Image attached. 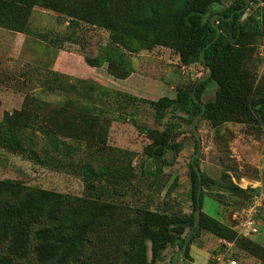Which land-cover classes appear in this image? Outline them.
<instances>
[{
  "label": "trees",
  "instance_id": "16d2710c",
  "mask_svg": "<svg viewBox=\"0 0 264 264\" xmlns=\"http://www.w3.org/2000/svg\"><path fill=\"white\" fill-rule=\"evenodd\" d=\"M66 1L68 0H0V28L28 34V18L32 8L42 7L65 12L71 23L74 18L85 22L94 21L113 35L130 39L136 44L121 43L129 52L149 50L165 43V46L177 54L183 67L200 64L204 68H210L211 76L201 81L194 91L197 79L191 85L178 88L173 99L161 97L156 101H147L154 111L156 123L168 113L186 114L191 123L204 106L200 120L208 121L213 127L243 119L254 120L264 127V89L260 90V87L256 93L253 77L243 63L246 47L255 36L264 33V7L261 9L262 20L258 26L250 15L242 19L247 11L244 8L246 0H232L227 8L215 11L212 6L220 7L221 0H177L174 5L167 7L163 4L167 0L155 2L153 5L149 0H122L119 19L105 16V7L110 0H75L73 9L63 6ZM255 2L250 0L249 4ZM77 4L81 8L75 10ZM214 15L219 17H215L211 23L210 19ZM214 26L220 31L219 37L207 46L215 38ZM115 36L112 37V43H118ZM105 51L104 47L97 61L84 57L85 64L98 68L106 63V71L110 76L118 80L128 78L131 71L127 65L123 61L119 65L115 64L116 54H105ZM201 52L202 59L199 57ZM51 74L60 79L58 84L61 90H66L67 86L72 88L67 85L66 76L56 72ZM211 81L216 84L213 100L202 104L201 97L205 86ZM97 88L102 90L101 94L107 91L100 85ZM115 94L122 96L129 104L139 102L127 94ZM84 99L66 101L51 116L52 127L45 123L32 127L31 122L34 119L26 113L24 107L36 104L35 108L41 109L45 105L34 97H30L27 103L25 97L20 110L2 113L1 149L20 155L34 165L62 169L79 175L89 196L72 197L51 190L28 187L11 180H0V264H17L16 261L25 258L30 238L34 240L33 253L37 264H81L90 239L101 235L117 219L123 218L116 204L103 199L121 196L119 187L133 178L131 169L119 167L116 155L111 153L108 154L111 167L103 163L98 171L88 163L81 164L71 160V145L68 142L81 141L88 148V155H103L107 161L108 156L105 155L108 151H114L107 145L110 122L105 117V111L97 110ZM28 127L30 131H37L46 139L56 157L46 156V151L40 155L26 146L30 144L31 137H24L22 133ZM142 130L149 141L143 149L148 160L159 162L162 166L176 161L181 147L176 143L170 125L163 131L148 128ZM196 149L197 142L194 153ZM169 152L173 153L172 162L165 160ZM194 165L197 166V158L194 159ZM188 179L191 201V211L188 214H168L138 208L125 222L127 227L122 225L121 229L111 231L116 233L113 234L114 237L121 234L119 240L122 243L118 246L121 264H161L164 252L176 248L168 262L173 264L175 254L184 247L198 206L200 214L197 227L192 231L178 262L190 260L189 246L201 232L227 243L236 241V234L231 228L234 222L231 221L229 226L202 212L203 189L216 183L204 174L198 178L191 163L188 164ZM238 180H228L222 188L231 196L250 193L247 204L259 193L258 188L248 187L243 190L234 183ZM199 185L201 191L197 197ZM246 248H257L260 255L264 253L263 249L250 243ZM208 264L211 263L208 261Z\"/></svg>",
  "mask_w": 264,
  "mask_h": 264
},
{
  "label": "rangeland",
  "instance_id": "374dc122",
  "mask_svg": "<svg viewBox=\"0 0 264 264\" xmlns=\"http://www.w3.org/2000/svg\"><path fill=\"white\" fill-rule=\"evenodd\" d=\"M159 1L164 0L148 2L153 5ZM231 1L221 0L220 7L212 6V10L225 9ZM255 1L248 5L243 20L250 15L259 26L264 2ZM74 2L75 0H68L63 6L66 9H73ZM120 2L122 0H110L105 7V16L119 19ZM174 2L177 0H167L161 4L167 7L170 4L174 5ZM78 8H81L79 4L75 10ZM28 30L29 38L20 54L13 56L10 51H1L0 119L4 111L10 113L13 110H20L25 97L26 103L30 97H34L41 104H45L41 109H36V104L24 107L26 113L34 119L31 122L33 128L43 123L52 127L51 116L70 99L82 100L85 96L84 100L90 105L97 110L105 111V117L110 122L107 145L114 149L108 151L105 156L115 154L119 167L131 169L133 178L119 187L121 196L103 199L116 204L123 218L117 219L111 228L103 231L101 235L90 239V245L85 248V257L81 264H121L118 251V246L122 243L119 240L121 234L114 237L113 234L116 233L111 231L121 229L122 225L124 228L127 227L125 222L132 217L136 209L148 208L168 214H188L191 211L188 164L194 154L196 141L192 135L190 119L183 113L176 115L168 113L164 119L156 123L154 111L147 101H156L161 97L175 98L178 88L191 85L195 79L206 74V69L200 64L183 67L178 61L177 54L165 46V43L149 50L129 52L121 43L136 44L135 42L123 36L113 35L107 28L104 29L94 21L85 22L74 18L71 23L62 11L33 7L28 18ZM113 36L117 38L118 43H112ZM36 42L41 44H35ZM42 42L47 44L43 46ZM104 47L105 54H116L115 64L119 65L120 61H123L131 73L137 72L144 77L143 82L129 81L130 85L127 82L123 83L107 73L105 63L97 68L100 76L95 79L75 78L63 74L68 78L67 85L72 88L67 86L66 90H61L58 84L60 79L54 78L51 74L56 52L64 50L97 61ZM259 53H264V33L255 36L246 47V58L243 61L246 70L253 77L256 93L260 87V90L264 89V62ZM96 85L104 87L107 90L105 94H101L102 90ZM215 90V82H209L205 86L201 103L212 101ZM115 92L135 97L139 102L129 104ZM252 99L254 100L255 96ZM168 125L172 127L174 139L181 150L174 162L173 153H167L165 160L171 161L172 164L162 166L159 162L148 160L144 155L143 149L149 141L142 129L163 131ZM194 126L201 142V151L194 158H197V167L202 169L201 174L216 183L203 189L202 212L219 222L223 218L224 223L230 226L232 214L246 204L250 193L231 196L222 187L228 180L232 182L233 179L236 181L241 177L258 182L259 185L256 187L263 199V206L257 216L259 233L249 240L236 238V241L228 243L229 246L218 244L209 256V262L217 264L211 260V256L226 252L227 259H234L237 264H264V253L260 255L257 248H246L250 243L264 250V127L251 119L222 123L213 127L208 121L200 118L195 121ZM29 128L22 133L24 137H31L30 144L26 146L40 155L46 151V156L56 157L46 139L39 132L30 131ZM246 139L251 141L248 142ZM69 144L73 162L88 163L95 171H98L103 163L111 167L109 156L107 161L103 155H88L89 150L81 141L68 142ZM236 146L241 149V153L235 150ZM0 180H11L28 187L51 190L72 197L89 196L79 175L62 169L34 165L24 157L1 148ZM213 241L215 238L202 232L193 241L189 246L193 264H208V253L201 246L205 242L206 246L211 245ZM33 245L34 240L30 238L25 258L16 261L17 264H37ZM172 252L173 250L169 249L164 256L165 264L169 262ZM178 264H187V260H181Z\"/></svg>",
  "mask_w": 264,
  "mask_h": 264
},
{
  "label": "crops",
  "instance_id": "0c3cea01",
  "mask_svg": "<svg viewBox=\"0 0 264 264\" xmlns=\"http://www.w3.org/2000/svg\"><path fill=\"white\" fill-rule=\"evenodd\" d=\"M28 38H29L28 34L26 35V34H22V33H15V32H11V31L0 28V55H1V51H3V50L12 52L13 56L16 54L17 55L20 54L21 51L24 49ZM35 44H41V43L36 42ZM42 44H43V46H45L47 43L42 42ZM51 70L53 72H56L59 74H64V75H68L70 77L82 78V79H95V78H98L100 76L98 74V72H99L98 69L92 68V67H89L88 65H86L81 56L67 52V51H64V50H58L56 52L55 58H54L52 65H51ZM142 78H144V77H142V75H140L137 72H133V73H131V75L128 78H126L125 80H120V81H122L123 83L127 82L130 85L131 81H134L137 83L143 82ZM133 87H136V85H133ZM124 89H126V88H124ZM125 91H127V90H125ZM246 140L248 142L251 141V139H246ZM235 150H237L238 153H241V149L238 146H236ZM241 178H243V177H241ZM243 179H245L248 183L251 184L250 186H248L249 188H258V187H256L257 185H259L258 182L249 181L246 178H243ZM233 181H235V180L233 179ZM221 212L223 215V209L222 208H221ZM224 220L225 219L222 218V220L220 222L224 223ZM223 243L224 242L222 240L215 239V241H213V243H211V245L206 246V242L202 244L201 248H203L204 251H206L208 253V257H207L208 261H209V256L211 255L213 250L215 248H217L218 246L223 245ZM171 250H173V252L175 251V249H171ZM168 251H169V249H167L164 252V256L167 254ZM189 258H190V260H187V264H193V261H192V258L190 257V255H189ZM165 263H166V260L164 258V260L161 264H165Z\"/></svg>",
  "mask_w": 264,
  "mask_h": 264
},
{
  "label": "built area",
  "instance_id": "2783aa9c",
  "mask_svg": "<svg viewBox=\"0 0 264 264\" xmlns=\"http://www.w3.org/2000/svg\"><path fill=\"white\" fill-rule=\"evenodd\" d=\"M259 57L263 59L264 53H259ZM239 188L245 190L251 184L245 179L239 178L237 182H234ZM263 206V199L261 194L254 195L250 202L245 204L240 210L231 216V221L234 222L231 228L236 234V238L240 239H250L259 233V224L257 223V216L259 210ZM224 245L229 246L228 243L223 241ZM227 253L222 252L211 256V260L217 264L227 263V264H237L234 259H227Z\"/></svg>",
  "mask_w": 264,
  "mask_h": 264
},
{
  "label": "water",
  "instance_id": "95a60500",
  "mask_svg": "<svg viewBox=\"0 0 264 264\" xmlns=\"http://www.w3.org/2000/svg\"><path fill=\"white\" fill-rule=\"evenodd\" d=\"M249 2H250V0H246L245 7H244V8H247V7H248ZM245 16H246V14H243L242 19H243ZM215 17H219V15H214V16H212L211 19H210V22H211V23H213V20H214ZM214 28H215V30H216L215 38H214V39H213V40H212L207 46H209L210 44H212L213 42H215V40L219 37L220 31H219L218 27H217V26H214ZM199 57H200V59H202V52L200 53ZM205 69H206V74L203 75V76H201V77H199V78H197V80H196V82H195V84H194V89H193V91L195 90V87H196L201 81H204V80H207V79L210 78V76H211V70H210V68H209V67H206ZM192 96H193V93H192ZM204 110H205V109H204V106H202V111H201V113H199V114H198L196 117H194V119L191 121V129H192V133H193V135H194V137H195V139H196V142H197V149H196V152L193 154V156H192V158H191V160H190V163L192 164V166H193V168H194V170H195V172H196L198 178H199L200 175H201L202 169H199L197 166L194 165V158H195V157L200 153V151H201V142H200L199 134L197 133L194 124H195V121H196L197 119H199V118L202 116ZM200 191H201V186L199 185V186H198V191H197V197L199 196ZM199 214H200V208H199V206H198V207L196 208V210H195L193 226H192L191 229L188 231L187 236H186V238H185L184 247H183L180 251H178V252L175 254V257H174V259H173V264H178V259H179V257L184 253L185 248H186L187 245H188L189 237H190L192 231L197 227L198 220H199Z\"/></svg>",
  "mask_w": 264,
  "mask_h": 264
}]
</instances>
